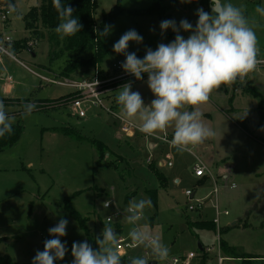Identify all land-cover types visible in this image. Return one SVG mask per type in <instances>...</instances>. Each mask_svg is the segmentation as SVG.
Listing matches in <instances>:
<instances>
[{
	"label": "rangeland",
	"instance_id": "obj_1",
	"mask_svg": "<svg viewBox=\"0 0 264 264\" xmlns=\"http://www.w3.org/2000/svg\"><path fill=\"white\" fill-rule=\"evenodd\" d=\"M33 2L18 0V9L8 13L13 27L7 29L4 39L8 36L15 41L29 35L30 29L25 25L24 16ZM96 2L99 5L95 13L98 27L104 12L119 4L124 8L104 41L107 54L101 66L106 71H112L115 65L125 60L124 55L113 51V44L129 29H135L144 38L141 44H129L128 51L136 52L140 58L145 55L146 46L155 50L158 43H168L175 38L171 29L161 36L159 24L165 20L162 15H137L140 10L149 9L152 0ZM231 2L244 5L249 16H256L258 59L264 61V18L254 12L257 5L264 6V0ZM40 3L41 0H37V7ZM197 8L210 11V6L204 7L198 1L182 4L177 0L167 11L169 17L166 19H174L179 24L181 19L186 18L195 25ZM39 25L46 32V37L40 43L34 62L50 66V31ZM150 28L155 31H150ZM189 34L181 31L185 38ZM29 57L31 53L28 51L17 55L21 62L40 73L38 65L30 63ZM65 58L64 55L56 60L53 66L56 70L54 75L60 76V79L58 68ZM3 61L7 75L13 76L15 89L12 95L15 97L28 98L34 93L38 99L52 101L74 91L66 85L42 82L13 59L4 57ZM3 71L0 64V72ZM91 73L92 69L86 74L78 71L68 78L82 80ZM146 80L147 77L131 83V90L139 91L147 104L154 96ZM122 87L115 92V98ZM0 91H5L2 76ZM198 107L203 113V123L211 127L216 135L184 152H178L170 143L159 138L147 137L136 131H122L110 114L88 103L84 107L87 111L84 118L73 116L70 106L33 111L27 117L18 108H6L8 115L15 117L13 124H22L23 132L16 144L0 153V256H10L15 264H31L36 251H43V242L50 236L48 229L65 218L69 221L67 235L61 240L67 241L69 251L63 260L54 264H71L72 243L88 241V236L79 221L71 216L67 205L87 219L86 225L93 239L101 233L104 225L110 224L114 230L117 225L122 228L123 232H118L117 238L121 236L130 241V225L123 214L129 203L126 196L131 195V200L150 199L147 190L157 189V205L145 209L144 219L139 224L160 237L170 249L169 255L166 260H157L150 250L141 246L127 248L124 256H140L157 264H169L174 257L182 258L184 252L199 255L198 243L217 247L218 231H199L188 226V220H213L215 205L218 204L222 211L221 229L237 221L236 227L223 237L250 255L264 257V62L259 63L244 81L237 80L232 85H222L214 90L208 102ZM117 112L121 115L120 109ZM130 121L141 123L138 117ZM66 126L72 129L75 136L63 131ZM172 133L173 129L169 127L155 135L167 134L171 139ZM94 139L102 141L106 147L101 164ZM166 153L173 155V166L165 165ZM149 159L168 176V187L159 188L157 178L149 168ZM199 160L214 174L218 194H213V181L205 185L196 183L193 168ZM177 179L180 183H176ZM193 188L198 193L194 200H190L185 189ZM200 199H206L201 212L188 209ZM106 201H112L111 208L105 209ZM118 209L121 214L116 218ZM225 210H229L228 216L224 214ZM109 216L113 217L111 223L107 222ZM151 219H154L153 224ZM206 255V262L215 261L217 252ZM262 257L254 264H264ZM190 264H197L196 258ZM223 264H241V261L230 259Z\"/></svg>",
	"mask_w": 264,
	"mask_h": 264
},
{
	"label": "clouds",
	"instance_id": "obj_2",
	"mask_svg": "<svg viewBox=\"0 0 264 264\" xmlns=\"http://www.w3.org/2000/svg\"><path fill=\"white\" fill-rule=\"evenodd\" d=\"M192 2L180 0L182 4ZM52 5L60 21L54 29L60 39L81 31L83 25L74 18L73 7L65 6L61 0H52ZM9 10L15 11V7L10 5ZM254 12L264 18V6L257 5ZM194 14L198 17L195 25L186 18L179 24L174 19L162 20L159 24L161 36L171 29L175 38L168 43H158L155 50L146 46L143 58L128 51L130 42L141 44L144 39L135 29L127 30L113 44V51L125 57L121 62L124 72L137 80H144V74H147L146 84L154 96L146 104L139 91L131 90V83L124 84L116 96L121 117L129 120L138 117L139 131L149 136L172 127L169 143L178 152L188 151L216 135L203 123V113L198 106L207 103L211 93L222 85L244 81L259 63L264 62L258 59L256 16H249L244 5H236L231 0H210V11L197 8ZM110 31L111 26H106L99 34L107 36ZM150 31L155 29L150 28ZM181 31L190 34L185 38ZM35 108L34 103H25L22 115H31ZM189 108L191 110H187ZM14 122L15 117L8 115L3 100H0V137L13 132ZM108 206L109 203L104 202V207ZM151 206L150 199L129 201L123 210L130 225L128 237L132 247L143 246L157 260H166L170 249L159 236L139 224L144 219L145 209ZM68 223L67 219L61 218L48 229L52 238L44 240L43 251H36L31 264H54L64 259L69 249L67 241H62L61 237L67 235ZM95 244L93 247L88 241H74L71 264H122L117 234L110 224L104 225L95 237ZM149 262L137 256L131 258L129 264Z\"/></svg>",
	"mask_w": 264,
	"mask_h": 264
},
{
	"label": "trees",
	"instance_id": "obj_3",
	"mask_svg": "<svg viewBox=\"0 0 264 264\" xmlns=\"http://www.w3.org/2000/svg\"><path fill=\"white\" fill-rule=\"evenodd\" d=\"M177 0H152V6L147 10H140L139 14H150V15H162V19H166L169 17L167 11L175 4ZM200 2L204 7L210 6V0H193ZM62 4L70 5L75 10L73 15L74 18L79 19V22L83 25V28L80 32H77L74 36L65 37L64 39H60L57 33L54 31L57 24L60 22L58 13L52 5V0H41L40 7H33L24 17L25 25L27 28L32 31V34L38 36V38H45L46 32L40 28V25L45 29H48L50 32L49 41L51 44V51L49 54V61L51 63L50 70L56 71L53 66L56 63V60H59L61 57L66 56L64 63L62 66L58 68V72L61 77H68L73 73L78 71H82L84 74L88 73L91 69L95 68L97 65H102L103 58L107 54V46L105 39L107 36H101L99 32H102L106 26H111V29L114 26V22L117 18L124 12V8L121 4L113 7L109 12H104L102 15V20L100 27L97 28V23L95 20V13L99 9V5L96 0H61ZM12 5L15 7L16 0H0V12L9 8ZM16 8V7H15ZM15 49L22 47L23 49H29L33 51V45L28 44V40H20L15 42ZM83 74V75H84ZM147 77V74H144V78ZM135 77L132 80H129L126 83L137 82ZM73 93L65 94L58 99L50 100H35L34 104L36 108L34 111H45L49 108H54L55 105L44 107L43 104L47 102H58L63 101L65 98L71 97ZM0 100H3L5 107L9 106L11 103H18L21 105L23 112V106L25 103H32L29 99H6L0 95ZM43 103V104H42ZM57 106H60L58 104ZM10 115V114H9ZM13 132L10 135H5L4 137H0V153L4 152L6 148L13 146L16 144L22 135L23 126L22 124L12 125ZM65 133L75 136V133L71 128L67 127L63 130ZM94 145L98 150V156H100L99 163L101 164L105 158V144L97 139H94ZM149 168L152 173L155 174L159 188H166L169 185L168 176L160 170L156 163H149ZM206 178V177H205ZM150 194V200L153 206L157 205L158 200V190L157 189H149L147 190ZM80 192H76L78 194ZM132 196L127 195L126 201L129 202ZM71 216H73L77 221H79L80 226L87 232L88 242L92 244L93 247H96L95 239L92 238L91 232L87 228L86 222L87 219L82 216L74 208L69 205L66 206ZM189 219V218H188ZM153 220L151 219V223ZM235 225H229L228 227H224L220 230V247L224 252L226 257L231 259H236L241 261V264H254L257 259L262 256H253L249 253L243 251L240 247H236L231 245L224 236L227 232H229L232 228L236 227ZM188 226L191 228L201 230H213L218 231L213 220H188ZM118 232H123L120 225L116 226V230ZM52 238L49 236L47 239ZM203 247V246H202ZM206 247V246H204ZM200 254L202 257V261L199 264H204L208 256L204 254V249L200 250ZM122 264H129L131 258L128 256H121ZM264 260V257H262ZM0 264H15L12 258L8 255L0 256Z\"/></svg>",
	"mask_w": 264,
	"mask_h": 264
},
{
	"label": "built area",
	"instance_id": "obj_4",
	"mask_svg": "<svg viewBox=\"0 0 264 264\" xmlns=\"http://www.w3.org/2000/svg\"><path fill=\"white\" fill-rule=\"evenodd\" d=\"M6 13L2 14V19L7 20L8 13L10 12L9 8L5 10ZM98 28V26H97ZM12 39L7 36L0 42V53L5 55H11V52L8 48L7 43H11ZM33 45L31 42L28 43ZM122 62V61H121ZM121 62L114 66L112 71H106L101 65H97L95 68L92 69V73L89 76L82 78V80H73L68 77H61L60 79L58 75L52 74L51 76H44L39 75V78L42 82H47L51 84H60L63 86H68L73 88V95L71 97L65 98L63 101L58 102H47L42 103L44 107L55 105L54 108L57 107H67L70 106L72 109V115L84 118L86 116V109H84L85 105L88 103L91 107L99 108L103 111H106L108 114L112 116L114 122L119 126H121V130L124 132H131L136 131L137 133H142L139 131V124L130 121L129 119L122 118L121 115L115 109L116 100H115V92L122 87L123 84H126L129 80L134 78L133 75L127 74L121 68ZM60 104V106H57ZM147 137H155L159 138V140H163L167 143L171 140L167 134H162L161 136L158 135H146ZM151 163V160H148ZM165 165L173 166V155L170 153H166V160ZM195 176L199 179H202L206 176L212 177V180L215 184L213 189V194H218L219 190L217 189V181L216 178L213 177V174L208 170V167L204 164L203 161H199L194 167ZM234 186V185H233ZM185 194L188 196L190 200H194L196 198V192L192 189H185ZM204 201L206 199H200L197 201V204H191L188 206L189 210L201 212L204 207ZM109 203L108 207H112V201H106ZM216 209V216L213 219V222L216 225L218 230L219 242L218 246L215 247L214 245L206 246L203 249L204 254H211L215 251L217 252L215 261L205 262L204 264H223L225 260H230L231 258L226 257L223 252L222 248L220 247V223H221V215L222 211L218 208V204L215 205ZM118 212V211H117ZM119 214L116 213V218L119 217ZM225 215H229V210L224 211ZM113 221V217L109 216L107 218V222L111 223ZM119 244L118 249L121 255H125L127 252V248H135L131 246V241H128L127 238L119 237L118 238ZM198 257V258H197ZM201 255H196L194 252H184L182 258L174 257L169 264H190L191 260L196 258L197 264L202 261Z\"/></svg>",
	"mask_w": 264,
	"mask_h": 264
},
{
	"label": "crops",
	"instance_id": "obj_5",
	"mask_svg": "<svg viewBox=\"0 0 264 264\" xmlns=\"http://www.w3.org/2000/svg\"><path fill=\"white\" fill-rule=\"evenodd\" d=\"M34 4H31L30 5V10L33 8V7H37V0H34V2H33ZM18 0H16V5H15V9L17 10L18 9ZM29 10V11H30ZM28 11V12H29ZM27 12V13H28ZM4 13H6V11L5 10H3L2 12H0V42H3V40H4V34H5V32L7 31V29H9V28H12L13 27V24H12V21L9 19V17L7 18V20H3L2 19V14H4ZM27 13H25V15L27 14ZM25 17V16H24ZM25 21V20H24ZM29 32V35L28 36H26V37H24V38H22V39H19V40H15V41H13L12 40V42L11 43H7V45H8V48H9V50H10V52H11V54H12V56L11 55H5V54H2V53H0V64H2V67H3V72H0V77L2 76L3 78H4V93H1V91H0V95L2 96V97H4V98H6V99H9V98H11V99H29L30 101H32V103H34V101L35 100H38V101H41L42 99H38V98H36L35 96H34V93H32L31 94V96H29L28 98H20V97H15V96H13L12 95V93H13V91H14V84H13V76L12 75H7V72H6V68H5V64H4V61H3V59H4V57H6V58H10V59H13V60H15V61H17L18 63H20V64H22L26 69H28L35 77H37L38 79H40L39 78V76H38V74L39 75H44V76H49V74L51 73V74H54L53 73V71L52 70H50V67L49 66H47V64H42V63H36V62H34L35 61V59L37 58V55H38V52H37V50L39 49V47H40V43L42 42V40H43V38H38V36H35L34 34H32V31L31 30H28ZM28 40V43H32L33 44V51H31V50H29V49H23L22 47H19V48H17V49H15V42L16 41H20V40ZM26 51H28L29 53H31V57H29L30 59H29V62L30 63H34L35 65H38V67L40 68V70H41V72L39 73V72H37V71H35L29 64H25V63H23V62H21L18 58H17V55H21V54H24ZM41 80V79H40ZM42 81V80H41ZM124 85V84H123ZM122 85V86H123ZM36 92V91H35ZM115 100H116V98H115ZM44 101V100H43ZM5 108H12V109H14V108H18V110H20L21 111V109H22V107H21V105L20 104H18V103H11L9 106H7V107H5ZM115 109L116 110H118L119 109V107H118V105H117V103H116V106H115ZM17 112V111H16ZM18 113V112H17ZM115 123V122H114ZM116 124V123H115ZM152 146V145H151ZM199 161H202V160H199ZM195 167V166H194ZM208 170H209V168H208ZM210 171V170H209ZM193 172H194V168H193ZM211 172V171H210ZM212 173V172H211ZM213 174V173H212ZM194 175H195V172H194ZM214 175V174H213ZM196 177V176H195ZM214 178H215V176H213ZM225 178H227V176H225ZM196 179H197V182L196 183H198V185H200V184H202V185H205L206 183H209L210 181H213L212 180V177H210V176H206V178L204 177V178H202V179H199V178H197L196 177ZM216 180V179H215ZM225 180H227V179H225ZM217 181V180H216ZM176 183H180V179H177L176 180ZM193 191H195L196 192V195L195 196H197V193H198V191H196V188H193L192 189ZM153 221V223H154V219H152ZM237 223V221H235V222H232V224L231 225H235ZM152 224V223H151ZM116 232V231H115ZM116 234H118L117 232H116ZM119 236V235H118ZM198 244H201V243H198ZM201 246H204V244L202 243L201 244ZM208 246V245H207ZM121 256H123V255H121Z\"/></svg>",
	"mask_w": 264,
	"mask_h": 264
},
{
	"label": "water",
	"instance_id": "obj_6",
	"mask_svg": "<svg viewBox=\"0 0 264 264\" xmlns=\"http://www.w3.org/2000/svg\"><path fill=\"white\" fill-rule=\"evenodd\" d=\"M198 248L202 250L204 247L201 246V244H198ZM149 264H157L156 261H150Z\"/></svg>",
	"mask_w": 264,
	"mask_h": 264
}]
</instances>
